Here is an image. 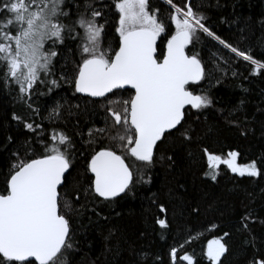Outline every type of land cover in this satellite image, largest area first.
Wrapping results in <instances>:
<instances>
[{
  "label": "trees",
  "instance_id": "1",
  "mask_svg": "<svg viewBox=\"0 0 264 264\" xmlns=\"http://www.w3.org/2000/svg\"><path fill=\"white\" fill-rule=\"evenodd\" d=\"M117 0H87L101 12L103 49H118ZM86 0H66L70 23L85 13ZM150 11L166 25L158 37V58L175 32L170 15L174 6L192 9L203 23L227 44L264 63V0H148ZM90 11L86 14L90 15ZM83 35V29L75 32ZM187 48L196 54L205 77L189 84L198 95L212 101L206 107L185 110L177 129L165 133L151 164L139 161L127 150L131 135L115 123L108 108L122 113L131 89L114 90L92 98L74 89L69 80L80 61V39L65 38L52 49L49 75L41 73L30 94L3 79L0 71V191L11 166L43 151V144L57 143L60 134L71 140L72 167L60 188L71 202L64 214L70 222L73 247L66 252L68 264H212L207 257L210 241L226 246L219 264H252L264 258V69L254 71L250 61L203 32ZM51 42L46 50L51 48ZM250 50V51H249ZM56 80L58 86L52 85ZM53 109L58 115L53 116ZM32 124L29 129L26 125ZM104 131L101 132L100 130ZM57 141H52V136ZM111 149L129 164L133 180L119 197L105 200L90 185L91 156ZM206 150V151H205ZM237 153L238 163L256 164L257 175L233 172L225 164L210 167L208 156ZM215 176V179L212 177ZM164 220L166 226H161ZM227 233V235H225ZM175 248L176 259L171 256ZM37 264V263H36Z\"/></svg>",
  "mask_w": 264,
  "mask_h": 264
},
{
  "label": "snow or ice",
  "instance_id": "2",
  "mask_svg": "<svg viewBox=\"0 0 264 264\" xmlns=\"http://www.w3.org/2000/svg\"><path fill=\"white\" fill-rule=\"evenodd\" d=\"M172 5V0H166ZM66 0H0V71L3 79L19 85L21 93L30 94L34 85L45 83L41 73L51 74L54 49L64 44L65 38L80 39V61L69 80L78 93L92 97H105L113 89L130 85L134 95L123 101V111L111 112L116 124L125 126L131 135L115 137L127 140V150L139 161L151 164L154 149L165 133L175 130L185 117L186 106L200 109L212 103L206 95L189 90L190 82L205 77V69L196 54L186 52L188 45L198 39V33L215 39L238 57L250 61L255 72L264 69V63L252 55L227 44L203 23L205 19L191 6H174L175 14L170 20L175 23V32L167 39L166 53L158 59L156 42L166 25L150 11L148 0H117L114 7L119 13L118 50L111 45L103 49L104 26L96 22L101 12L86 3L85 13H79L70 23L65 11ZM90 11V15L86 14ZM83 35L73 33L76 27ZM51 42L52 47L46 50ZM250 51V50H249ZM52 85L58 86L56 80ZM58 109H53V116ZM29 129L32 124L26 125ZM101 132L104 130L101 129ZM57 141V136H52ZM71 140L60 134L57 143L43 144V151L13 164L5 178V187L0 191V264H68L67 250L72 249L70 222L64 214L71 211V202L62 199L60 188L66 173L72 167L70 159ZM206 151V150H205ZM236 152L221 161L219 156L209 155V166L218 162L226 164L233 172L257 175L252 162L239 166L235 163ZM94 174L90 185L94 192L105 200L118 197L129 188L132 172L121 155L108 148L96 151L88 164ZM215 179V176L212 177ZM161 226H166L160 220ZM227 235V233H225ZM226 246L220 239L209 242L207 257L212 264H219ZM171 256L176 259L173 248ZM30 258H34L30 259ZM192 264V257L182 258ZM252 264H264V258L253 259Z\"/></svg>",
  "mask_w": 264,
  "mask_h": 264
},
{
  "label": "water",
  "instance_id": "3",
  "mask_svg": "<svg viewBox=\"0 0 264 264\" xmlns=\"http://www.w3.org/2000/svg\"><path fill=\"white\" fill-rule=\"evenodd\" d=\"M166 46H167V44H166ZM166 46H165V49H164V53H166V50H167V48H166ZM189 46V45H188ZM188 46H187V48H188ZM156 48H157V54H158V39H157V42H156ZM187 48H186V52H187ZM118 50V49H117ZM188 53V52H187ZM159 59V58H158ZM162 59V58H161ZM203 65V64H202ZM197 82H199V81H197ZM190 83H194V82H190ZM121 89H131V90H133V92H134V89H132L131 88V86L130 85H126V86H124L123 88H121ZM114 90H119V89H113L112 90V92L114 91ZM189 90H191L190 88H189ZM192 91V90H191ZM194 93V92H193ZM82 94H84V95H87V96H89V97H92V96H90L89 94H87V93H82ZM108 94H110V93H106L105 94V96H107ZM194 94H196V93H194ZM92 98H102V97H92ZM188 107H190V106H186V109L188 108ZM185 109V110H186ZM185 118V117H184ZM183 122V121H182ZM170 131H172V130H170ZM170 131H168V132H170ZM167 133V132H166ZM160 141H158L157 142V145H158V143H159ZM157 147V146H156ZM155 150H156V148L154 149V153H155ZM117 153V152H116ZM117 155H121V154H119V153H117ZM122 156V155H121ZM123 157V156H122ZM124 158V157H123ZM124 160H125V163L128 165V167H129V169H130V171L132 172V170H131V168H130V166H129V164L127 163V161H126V159L124 158ZM68 173V172H67ZM67 173H66V175H67ZM92 175H93V177H94V174L92 173ZM66 177V176H65ZM132 177H133V173H132ZM133 180V179H132ZM93 181H94V179H93ZM132 183V182H131ZM131 183H130V185H131ZM129 185V186H130ZM127 190V189H126ZM126 190H125V192H126ZM124 192V193H125ZM124 193H121L120 195H122V194H124ZM98 195V194H97ZM119 195V196H120ZM118 196V197H119ZM101 198H103V197H101ZM114 198H116V197H114ZM110 199H112V198H110ZM30 259H33L34 260V258H30ZM37 264H38V262H36Z\"/></svg>",
  "mask_w": 264,
  "mask_h": 264
},
{
  "label": "rangeland",
  "instance_id": "4",
  "mask_svg": "<svg viewBox=\"0 0 264 264\" xmlns=\"http://www.w3.org/2000/svg\"><path fill=\"white\" fill-rule=\"evenodd\" d=\"M215 156H219L220 158H221V161H223V160H227V159H229L230 157H229V153L228 154H226V155H215ZM235 163L237 164V165H239V166H243V165H241V164H239L238 163V160H237V156H236V158H235ZM220 164H224V163H222V162H218V166L220 165ZM226 165V164H225ZM227 166V165H226ZM217 167V166H216ZM228 167V166H227ZM229 168V167H228ZM231 169V168H230Z\"/></svg>",
  "mask_w": 264,
  "mask_h": 264
}]
</instances>
